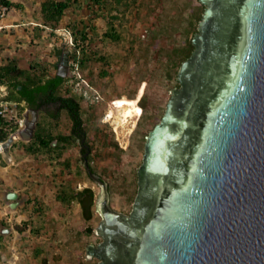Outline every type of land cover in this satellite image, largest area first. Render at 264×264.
<instances>
[{"label": "water", "instance_id": "water-1", "mask_svg": "<svg viewBox=\"0 0 264 264\" xmlns=\"http://www.w3.org/2000/svg\"><path fill=\"white\" fill-rule=\"evenodd\" d=\"M206 9L161 121L146 137L130 216L100 187L88 257L99 264H264V0H199ZM70 73L65 52L57 75ZM40 111L4 150L30 140ZM85 142V138L82 143ZM11 209L20 204L8 194Z\"/></svg>", "mask_w": 264, "mask_h": 264}, {"label": "rangeland", "instance_id": "rangeland-1", "mask_svg": "<svg viewBox=\"0 0 264 264\" xmlns=\"http://www.w3.org/2000/svg\"><path fill=\"white\" fill-rule=\"evenodd\" d=\"M25 1L27 8L9 0L8 11L0 15L1 21L14 5L24 17L10 29L0 25V59L10 60L1 56V41H11L20 67L39 64L46 76H53L67 52L70 73L61 92L80 102L89 163L108 183L111 207L129 215L138 191L145 136L161 121L171 90L180 88L178 68L172 71L167 64L169 52L194 38L198 32L191 28L186 34L184 21L206 7L199 0H68L62 19L51 25L42 18L45 0ZM0 87L7 96V87ZM142 96L146 107L141 112ZM116 108L122 112L119 118ZM22 112L17 111L18 117ZM39 131L53 137L69 134L67 112L55 120L40 111L35 128ZM77 144L34 153L37 183L47 184L49 191L33 200L24 198L20 212H10L12 220H3L0 264H99L98 258L88 257L87 249L102 241L95 233L101 217L94 206L92 220L86 221L73 196L90 187L97 199L100 187L89 176L81 142ZM25 213L29 218L20 217ZM8 228L11 231L5 232Z\"/></svg>", "mask_w": 264, "mask_h": 264}, {"label": "trees", "instance_id": "trees-1", "mask_svg": "<svg viewBox=\"0 0 264 264\" xmlns=\"http://www.w3.org/2000/svg\"><path fill=\"white\" fill-rule=\"evenodd\" d=\"M117 1L120 3L122 0ZM1 2L7 6L12 4L9 0H2ZM69 6L70 2L68 0H45L41 5V13L44 22L46 24L56 25L62 19L64 12ZM203 7L204 6H202V8ZM203 15L204 11L190 13L188 19L184 21L186 23V34L190 32L191 28H194L195 33L198 32L199 23ZM194 50L195 46L191 39H188L183 46L174 47L168 55L167 64L170 70L173 71L178 68L179 72L183 62L191 57ZM57 52L58 56L62 53L61 50ZM43 71V66L39 64H33L29 69L22 68L18 65L16 59H10L8 63L0 65V86H6L8 89V95L5 97V100L17 103L19 106L25 103L26 107L39 110L45 113L49 118L55 120L60 118L61 112L64 110L67 112L71 121V131L67 135L64 134L53 137L50 134L44 136L40 131L35 132L34 139L30 145H25L26 151L31 153H37L38 151L52 153L55 149L64 148V146L68 144L78 145V141L81 142L84 137H87L80 102L76 98L66 96L61 92L66 78L57 74L46 76ZM176 83L180 86L178 78L176 79ZM145 100L146 98L143 97V99L139 101L141 112L143 111L142 107H146ZM7 123L6 119L0 116V142L5 141L9 137V132L3 128V125ZM18 126V124H11L12 129L15 130ZM54 140L57 141L56 146L52 144ZM85 151V149H82V152ZM92 171L95 173L93 169ZM73 199L77 200L81 205L85 220H92L93 207L96 201L93 189L90 187L84 188L78 191L73 196ZM18 231H23V229L19 228Z\"/></svg>", "mask_w": 264, "mask_h": 264}, {"label": "crops", "instance_id": "crops-1", "mask_svg": "<svg viewBox=\"0 0 264 264\" xmlns=\"http://www.w3.org/2000/svg\"><path fill=\"white\" fill-rule=\"evenodd\" d=\"M12 2L17 6L18 4H23L26 7V1L25 0H12ZM17 2H19L17 4ZM31 3V0L28 1V3ZM14 5L12 6V9L9 11L8 16L3 18V20L0 21V25L10 29L13 28L12 26H15L16 23H19L18 21L22 20L24 17L22 14L19 13L18 9ZM23 5H21V8ZM27 8V7H26ZM28 12V9H26V13ZM22 13V11H21ZM36 21V20H35ZM11 42V41H8ZM6 43V41H1V56L5 58L10 59H19L18 52L14 51L12 48V45H9V43ZM1 63L0 65L6 64L3 58L0 59ZM0 101L5 99L7 92L5 89H2L0 87ZM3 91V92H2ZM30 108L26 107L24 103H22L18 110H23L21 117H24L25 113ZM21 131H25V127L19 129ZM35 132V131H34ZM34 136V135H33ZM33 137L30 140L21 139L18 141H15L9 149H6L0 153V227L1 223L8 222L10 217V212L15 211V213H19L20 209L22 207V200L24 198L26 199H36L40 198L46 195V192H48V185L43 184L41 189L39 187V184L37 181L39 180V175L35 173V162H33L32 159H34L33 155L34 153L28 152L25 149V144L32 141ZM32 158V159H31ZM10 192H16L19 195L20 204L18 205L16 210L11 209L10 207V201L8 200V194ZM34 201H32L31 205ZM13 217V216H12ZM22 218H29L28 213H25V215H20ZM17 219V218H16ZM12 220V219H10ZM11 231L10 228L5 229V232Z\"/></svg>", "mask_w": 264, "mask_h": 264}, {"label": "built area", "instance_id": "built-area-1", "mask_svg": "<svg viewBox=\"0 0 264 264\" xmlns=\"http://www.w3.org/2000/svg\"><path fill=\"white\" fill-rule=\"evenodd\" d=\"M0 0V15L4 17L6 12L8 11V6L6 4H3ZM19 105L14 102L7 101L5 99L0 101V116L6 119L8 122L7 124L3 125L4 130L9 132V137L13 135L16 131L19 129L25 127L24 125V117H18L17 111H18ZM11 124H18V128L12 129ZM7 141V139L3 142H0V153L4 151V143Z\"/></svg>", "mask_w": 264, "mask_h": 264}, {"label": "flooded vegetation", "instance_id": "flooded-vegetation-1", "mask_svg": "<svg viewBox=\"0 0 264 264\" xmlns=\"http://www.w3.org/2000/svg\"><path fill=\"white\" fill-rule=\"evenodd\" d=\"M63 56H64V55H63ZM63 56H62V58H63ZM60 64H61V62H60ZM153 129H154V128H153ZM149 133H150V132H149ZM149 133H148V135H149ZM148 135H147V136H148ZM147 136H145L144 154H145V145H146V137H147ZM84 138H85V142H84V143H82V140H83V139L81 140V150H82V149H85V150H86V148L84 147V145L87 144V143H86V137H84ZM86 151H87V150H86ZM86 151L83 152V155L86 153ZM143 158H144V157H143ZM142 164H143V162H142ZM141 166H142V165H141ZM141 166H140V168H141ZM140 168H139V169H140ZM138 172H139V170H138ZM138 181H139V176H138ZM138 189H139V185H138ZM137 194H138V191H137ZM136 196H137V195H136ZM135 199H136V197H135ZM134 202H135V200H134ZM133 205H134V204H133ZM132 210H133V209H132ZM119 213H120V212H119ZM131 213H132V211H131ZM131 213H130L128 216H130ZM123 214H124V213H123ZM100 222H101V221H100ZM99 224H100V223H99ZM98 226H99V225H98ZM100 237H101V236H100ZM101 240L103 241L102 238H101ZM102 241H101V242H102ZM101 242H100V243H101ZM100 243H98V244L95 245V246L97 247ZM94 257H96V256H94ZM96 258H97V257H96ZM100 261H101V260H100ZM100 261H99V263H100Z\"/></svg>", "mask_w": 264, "mask_h": 264}, {"label": "bare ground", "instance_id": "bare-ground-1", "mask_svg": "<svg viewBox=\"0 0 264 264\" xmlns=\"http://www.w3.org/2000/svg\"><path fill=\"white\" fill-rule=\"evenodd\" d=\"M116 118H119V115L122 113L121 110L119 108H116ZM120 120V119H119Z\"/></svg>", "mask_w": 264, "mask_h": 264}]
</instances>
